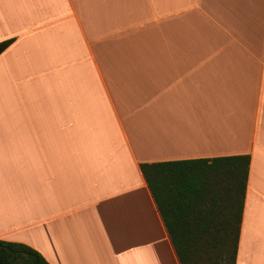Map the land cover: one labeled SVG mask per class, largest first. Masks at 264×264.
<instances>
[{"label": "crops", "instance_id": "1", "mask_svg": "<svg viewBox=\"0 0 264 264\" xmlns=\"http://www.w3.org/2000/svg\"><path fill=\"white\" fill-rule=\"evenodd\" d=\"M7 39L1 240L179 264L140 164L248 155L234 264H264V0H0Z\"/></svg>", "mask_w": 264, "mask_h": 264}, {"label": "trees", "instance_id": "2", "mask_svg": "<svg viewBox=\"0 0 264 264\" xmlns=\"http://www.w3.org/2000/svg\"><path fill=\"white\" fill-rule=\"evenodd\" d=\"M12 42L1 41L0 53ZM248 168V155L140 164L179 264L235 263ZM0 264L49 263L23 243L0 239Z\"/></svg>", "mask_w": 264, "mask_h": 264}, {"label": "rangeland", "instance_id": "3", "mask_svg": "<svg viewBox=\"0 0 264 264\" xmlns=\"http://www.w3.org/2000/svg\"><path fill=\"white\" fill-rule=\"evenodd\" d=\"M10 100H11V98L9 96V90L6 87H4L3 85L0 84V113L1 114H5V113L9 114V110H7V112H5L4 108L9 107L8 106L9 104H6V103H10ZM7 122H8L7 129H15L16 124L13 125V124H10V121H7ZM0 125H2L3 128H6V125L3 122H0ZM18 126H20V124H18ZM197 258L199 260H201V258H202V253L201 252L198 254ZM198 263L199 264H204L201 261H199Z\"/></svg>", "mask_w": 264, "mask_h": 264}]
</instances>
